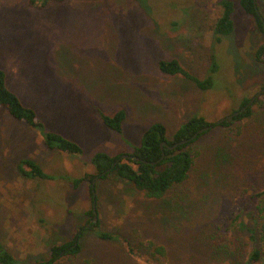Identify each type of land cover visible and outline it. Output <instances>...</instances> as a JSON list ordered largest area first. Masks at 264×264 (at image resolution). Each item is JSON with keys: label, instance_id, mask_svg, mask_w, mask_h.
Masks as SVG:
<instances>
[{"label": "rangeland", "instance_id": "obj_1", "mask_svg": "<svg viewBox=\"0 0 264 264\" xmlns=\"http://www.w3.org/2000/svg\"><path fill=\"white\" fill-rule=\"evenodd\" d=\"M220 1L66 0L38 8L31 0H0L8 87L36 109L45 130L83 148L78 156L51 149L40 129L0 107V242L20 264L46 262L52 245L73 241L83 227L80 252L55 264H157L142 245L147 240L166 247L164 264H264L261 239L262 258L249 262L254 195L264 189L258 104L249 117L201 137L188 179L162 199L125 181H100L93 222L90 183H73L95 172L97 152L131 153L156 122L172 137L193 115L217 122L264 88V63L256 60L262 32L234 0L235 29L217 40ZM257 4L264 17V0ZM213 57L219 69L207 90L158 66L178 59L203 79ZM99 109H124V133L105 126ZM24 158L50 178L22 175Z\"/></svg>", "mask_w": 264, "mask_h": 264}, {"label": "trees", "instance_id": "obj_2", "mask_svg": "<svg viewBox=\"0 0 264 264\" xmlns=\"http://www.w3.org/2000/svg\"><path fill=\"white\" fill-rule=\"evenodd\" d=\"M63 1L66 0H31V5L44 8L51 3ZM238 1L243 10L254 18L264 36V17L260 13L257 2L255 0ZM220 5L222 6V13L214 25V33L219 41L223 36L230 35L234 31L235 22L233 15L236 8L234 0H221ZM256 60L264 63V41L256 51ZM158 66L162 72L172 75H182L192 80L203 90L210 89L214 86L215 74L219 69V64L215 57L211 60L208 75L203 79L193 75L178 59L161 60ZM252 97H245L240 107L232 113L243 108L249 103ZM254 104H258L264 114V93L258 96L254 103L243 113L230 120L226 119L222 123L210 122L203 116L193 115L173 133L172 137L169 136L167 127L163 123L156 122L143 133L141 144L129 153L130 155L138 157V160L132 157L121 158L122 153L110 155L106 152L99 151L91 159L95 172L86 173L84 176L74 179V186L78 187L84 181L89 182L92 199H94L93 188L97 191L99 190L100 181L113 179L115 181H125L132 184L137 190L143 192L147 198L162 199L172 189L188 179L190 171L197 157L200 155V150L195 147L200 138L209 134L217 126L225 127L249 117L253 113L252 106ZM0 107L5 109L14 119L24 122L30 127L40 129L43 132L46 146L49 148L59 149L71 155L78 156L83 154V148L78 142L65 137L59 132L45 130V125L39 118L36 109L25 105L21 98L8 87L7 74L2 67H0ZM98 112L105 126L120 134L124 133V122L127 116L124 109H120L113 114H106L101 109ZM207 126H210L208 130L199 133L197 137L193 138L196 133ZM184 140L188 141L178 144L175 148H170V146H174ZM163 142H166L168 145L162 148ZM17 170L22 175L28 177L50 178L42 167L31 158L20 160L17 165ZM93 182H95L94 185ZM254 199L257 203L252 214L256 217V225L253 230L251 229L249 238L255 242V245L250 252L249 262L258 261L263 255V246L260 247L256 243L260 239L264 242V189L256 193ZM90 214L94 215L93 209L90 211ZM84 228L80 229L73 241L52 245L49 259L40 264H55L65 256L78 254L81 250V245L77 239L81 238ZM100 236L107 238L110 235L101 232ZM142 245L149 251L151 259L155 263L164 264L167 261L168 253L164 245L156 244L150 240L145 241ZM129 249L131 252H135L133 248L129 247ZM0 264H20V261L5 249L1 242Z\"/></svg>", "mask_w": 264, "mask_h": 264}, {"label": "water", "instance_id": "obj_3", "mask_svg": "<svg viewBox=\"0 0 264 264\" xmlns=\"http://www.w3.org/2000/svg\"><path fill=\"white\" fill-rule=\"evenodd\" d=\"M255 2H257V0H255ZM264 92V88L263 89H261V90H259L252 98H251V100L249 101V103L248 104H246L243 108H241L240 110H238V111H236V112H234V113H232V114H230V115H228V116H226V117H224V118H222V119H220V120H218L217 121V123H222V122H224L226 119L227 120H230V119H232L233 117H235V116H237V115H239V114H241V113H243L248 107H250L253 103H254V101L256 100V98L258 97V96H260L262 93ZM210 128V126H207V127H205V128H203V129H201L198 133H196L194 136H193V138H195V137H197V135L199 134V133H202L203 131H206V130H208ZM188 140H184V141H181V142H179V143H177V144H175L174 146H170V148H175L178 144H181V143H184V142H187ZM167 146L168 144L166 143V142H163L162 143V148L164 147V146ZM127 157H132L133 159H135V160H138L139 158L138 157H136V156H133V155H130V154H124V155H122L121 156V158H127ZM163 157H164V152H163ZM95 184V182H93V185ZM93 204H94V206H93V212H94V219H93V222H96L97 221V218H98V212H97V207H96V190H95V188H93Z\"/></svg>", "mask_w": 264, "mask_h": 264}, {"label": "crops", "instance_id": "obj_4", "mask_svg": "<svg viewBox=\"0 0 264 264\" xmlns=\"http://www.w3.org/2000/svg\"><path fill=\"white\" fill-rule=\"evenodd\" d=\"M139 112V111H138ZM139 113H141V111L139 112ZM101 120V119H100ZM128 120V113H127V116H126V121Z\"/></svg>", "mask_w": 264, "mask_h": 264}]
</instances>
